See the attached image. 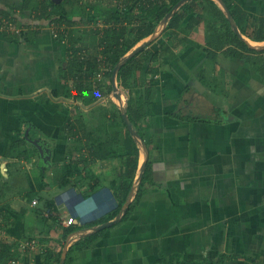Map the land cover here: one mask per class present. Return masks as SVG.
I'll list each match as a JSON object with an SVG mask.
<instances>
[{"label": "crops", "instance_id": "1", "mask_svg": "<svg viewBox=\"0 0 264 264\" xmlns=\"http://www.w3.org/2000/svg\"><path fill=\"white\" fill-rule=\"evenodd\" d=\"M28 1L0 0V13L13 12L26 27L23 36L0 29V207H7L9 218L17 222L24 219L23 232H19L20 223L14 227L17 237L21 233L34 235L42 222L49 226L44 219L47 207L39 205L45 196L55 202L62 225H69L65 217L70 212L89 226L111 210L112 202L115 205L120 183L114 184L111 173L112 160L121 156L97 158L102 166L99 171L89 169L92 173L83 172L84 162L75 160L80 161L79 172L68 184L60 182L74 136L68 124L79 119L73 118L76 107L70 102L80 101L65 94L69 41L55 37L48 25L40 27L38 34L32 33L36 29L25 13ZM39 1L30 4L34 7ZM214 1L224 11L219 0ZM234 2L249 14L243 29L238 30L249 42L263 47L264 40H254L252 34L264 17V0ZM205 5L198 10L204 20L192 30L186 29L190 14L179 28L164 32L151 45L155 51L161 43L174 46L179 41L162 59H146L139 72V85L143 86L135 87L142 91L150 87L143 103L146 115L139 127H134L143 133L140 136L149 150L150 170L141 186L143 193L126 220L120 218L98 241L80 249L81 254L75 250V264H154L160 259L157 264H264V51L238 49L241 54H236V27L231 22L230 27L214 24V9ZM207 8L211 15L206 14ZM94 12L89 8L85 13L89 17ZM116 21L96 24L92 20L83 26L75 20L69 29L73 42L86 45L80 53L100 51L92 43V35L97 31L103 36L104 29ZM160 26L162 23L157 30ZM85 30V39H81L78 31ZM151 64L157 70L150 68ZM121 90L127 101L130 91ZM74 137L87 143L92 140V136ZM37 138L52 144L49 164L46 153L41 158L33 142ZM37 156L50 170L42 182L37 177ZM52 169L55 178L51 180ZM5 171L12 174L11 179ZM70 186L87 202L82 206L80 200L78 207L67 212L59 198L62 194L54 199L50 194L55 188ZM28 191L37 192V204L25 194ZM73 221L77 225V219ZM1 224L0 220V229ZM91 228L87 235L94 232ZM53 229L52 237L63 236ZM58 237V247L50 248L51 264H55L59 245L64 242ZM36 244L44 245L40 240H22L19 246L31 252L36 251Z\"/></svg>", "mask_w": 264, "mask_h": 264}, {"label": "trees", "instance_id": "2", "mask_svg": "<svg viewBox=\"0 0 264 264\" xmlns=\"http://www.w3.org/2000/svg\"><path fill=\"white\" fill-rule=\"evenodd\" d=\"M75 0H51V2L47 3V0H40L37 5L34 7L31 6L32 0H29L26 4L25 8H30L31 11L37 12V20L36 23L39 25L40 21L49 18L58 23L60 26L63 24H71L75 23V20L69 19V10L68 5L71 4V7H74ZM135 0H126L127 4L131 6L132 2ZM138 5L141 9L139 14H135L132 8L128 12L127 16H123V12H118L117 10H107L106 12V21L113 22L114 19H118L117 23L120 22L119 26L117 24L111 25L108 29H104L103 36L101 37V42L105 45L103 51H96L91 54L80 52L84 49L86 45H81L78 41H74L75 39L72 38V31L69 28L60 31V37L64 40L65 37H69V46H68V67L66 74L64 76L66 81V96H78L81 97V93L84 90H91L93 92L95 87H101L100 80H94L97 77L98 73L101 71L102 65L105 63L107 65L106 68V76L109 79L108 84L106 85L109 87V90L112 91L113 88V73L116 65L119 63L120 59L129 51L133 49V47L142 41L143 39L153 35L157 31L158 25L166 18V16L172 12L175 7L182 1V0H136ZM226 6L230 9L234 20L236 21L237 26L240 29H243V26L247 23L249 18V14L244 10L240 5L234 2V0H223ZM47 3V4H46ZM49 4V5H48ZM205 4H209L214 9V16L211 21L214 24L216 23H223L230 25V20L228 19L226 13L218 6V4L214 0H187L185 3L179 8L176 13L170 19L166 29L160 34H162L169 29H176L179 28L188 15L191 14L190 19L187 22L186 29L192 30L195 26L201 23L204 20L203 15L198 10H202ZM205 9V8H204ZM7 12L8 15L13 16V12ZM5 14V13H4ZM116 15H120V17H115ZM41 28L36 31H32V33L38 34ZM257 32L252 34V39L254 40H264V17H261L257 22L256 29ZM31 33V32H30ZM158 36L157 39L160 37ZM20 37V36H18ZM78 39L80 37L78 36ZM82 39V38H81ZM66 40V39H65ZM183 40V39H182ZM181 40V42H182ZM157 41V40H155ZM153 41L147 47L142 48L138 53L131 56L117 72V79L120 88H126L130 91L126 94L129 96L127 97L126 101V111L128 114L129 119L131 120L133 126L139 127L138 122L144 118L146 115V111L143 109L145 94L149 92L150 87L146 88L144 91L142 89L136 90L135 87L143 86V83L139 85L140 81H142L139 72L143 71L145 66L146 59L151 56L152 62L157 61L158 59H162L163 56L169 54L173 51L175 47L179 45V41H177L174 46H171L167 42L161 43L159 48L153 51L151 45L155 42ZM236 44L235 52L236 54H241L238 49L241 50H249V51H264L263 49H258L249 44L244 39H241L239 34H236L234 39ZM98 46V45H97ZM88 47V46H87ZM86 47V48H87ZM89 48V47H88ZM91 50V49H90ZM233 51V49H232ZM83 52V51H82ZM234 52V53H235ZM106 58H103V56ZM101 56V57H100ZM105 65V66H106ZM150 68L156 69L151 64ZM157 70V69H156ZM157 72V71H154ZM154 80V79H153ZM150 81V80H149ZM145 82V81H144ZM101 85V86H100ZM134 92L137 93L138 96H135ZM127 96V95H126ZM120 115L123 116L122 111L119 110ZM68 131H70L74 136H81V137H90L92 136L91 131H89L84 123L82 117L77 119V121H70L68 124ZM140 135L141 131H138ZM123 136L117 135L115 133L117 141H122L120 148L118 147L117 151L114 148V141L113 143L109 140H104L99 142L98 147L93 152V157L95 159L102 157H123V164H124V172H123V179L119 183V190L115 192V205L114 207L106 213L100 220L89 224L90 227H94L97 225H101L102 223L108 222L114 218L121 212L125 202H127V198L129 196L130 191L132 190L134 180L137 176V172L139 169L140 163V146L135 138V136L130 131L128 124L125 120V129L123 132ZM113 136V135H112ZM143 137V135H142ZM23 140V139H22ZM15 143V144H19ZM113 144V145H112ZM71 148L69 150V157L71 156ZM125 157V158H124ZM80 169V161L75 162L73 160H68L63 166V171L61 174L60 182L62 185H66L71 181V177L74 176ZM150 170V162L149 160L146 163V168L143 173L142 180L138 185V189L136 191L135 198L132 202H130L128 208L125 210L122 218L119 221L126 220L130 214L132 213L133 209L135 208L136 203L140 200L141 195L143 193L141 186L143 184L144 178L149 175ZM151 173V172H150ZM2 174H0V178H2ZM116 181H114V184ZM32 200V199H31ZM34 200V199H33ZM5 209V208H4ZM6 212L7 207H6ZM2 211V210H1ZM15 212V211H14ZM12 212V213H14ZM47 218L46 223L50 226L56 227L57 231L60 232L65 238H67L71 233L80 229L78 225L73 223L69 225H62L59 217L60 212L54 201H50L47 203ZM11 214V213H10ZM119 221L114 222L111 225L106 226L100 230H95L93 233L84 236L75 244L70 246L68 250V254L66 257L65 264H73L75 263V258L73 257V253L75 250H79L81 254V250L90 244L94 243V241H98L97 239L101 234L108 229L109 227H113ZM88 226V227H89ZM14 229V228H13ZM31 237V236H30ZM29 237V238H30ZM28 238V239H29ZM18 239V237H17ZM19 241L16 243L2 241L0 239V264H13L12 261H15L17 264L18 260V253H20L21 249L18 248ZM65 242L63 243V245ZM28 249V245L25 246ZM63 250H61L62 252ZM61 252L56 258L57 264H60ZM78 252V251H77ZM33 253V252H32ZM160 260H156L157 264ZM257 264V263H255Z\"/></svg>", "mask_w": 264, "mask_h": 264}, {"label": "rangeland", "instance_id": "3", "mask_svg": "<svg viewBox=\"0 0 264 264\" xmlns=\"http://www.w3.org/2000/svg\"><path fill=\"white\" fill-rule=\"evenodd\" d=\"M49 2H51V0H47ZM76 4H74V7H71V4L68 5V10H69V19L73 20H77L79 22V24H82L83 26L86 25L87 22H91L92 20L95 21L96 24L104 22V20L106 19V12L107 10H117L118 12H123V16H127L128 12L130 11V9L132 8V10H134V13L139 14L140 13V7L138 5V2L135 0L132 2L131 6L129 4H127L126 0H75L74 1ZM46 3V4H47ZM49 5V4H48ZM89 8H92L95 10L94 13H90L89 17L88 14L86 15L85 12H88ZM88 9V10H87ZM209 8L206 9V14H210L209 12ZM25 12V11H24ZM31 10H26V15L27 17H29V22L31 23L32 21L34 22L35 17L31 14ZM213 14V13H212ZM115 17H120V15H116ZM122 17V16H121ZM120 17V18H121ZM207 17V15H206ZM114 20H118V19H114ZM53 24V23H52ZM58 24V23H57ZM50 26L51 22L49 19H43L42 23H41V28H43L44 26ZM69 24H63L62 27L64 28H69L68 26ZM161 25V23L159 24ZM52 26V25H51ZM161 28V26L158 28V30ZM50 33V30H47ZM46 31V32H47ZM87 33V30L85 31H78L79 36L82 39H85V34ZM51 34V33H50ZM24 35V32L21 36ZM95 35V36H93ZM92 35V43H95L96 45H98V47L100 48V51H103L102 48H105V45L101 42V37H102V33L101 32H94V34ZM94 38L96 41H94ZM65 41H69V37H65ZM157 39V38H156ZM156 39H154L153 41H155ZM143 42V41H142ZM252 44H258V43H254L251 41ZM138 46V45H137ZM260 46V45H258ZM92 51V50H91ZM104 58V55H101ZM100 56V57H101ZM104 63L102 65L101 71L98 73L97 77L94 78V80H100V85L101 87H95V90L93 92H91V90H84L81 93V97H78L76 95H74V99L75 101H80V103L75 104V102L72 101L70 102L71 104H73L76 108H73V113L72 116L73 118L75 117H82L85 123V126L87 129H89L92 133V140L87 143V141H85L84 139H80L77 137H74L71 139L70 142V146H71V156L68 157V160H80L84 162V170L83 172H90V170L92 171H99V168H101L102 164L100 162V160L95 159L92 157V153L91 151H95V149L98 147V143L102 142L104 140H109L110 142L113 143L114 141V148L117 151L118 147L120 148V145L122 144V141L120 140L119 142L116 139V136L114 135L115 133H117V135L123 134L124 129H125V117L124 115H120L119 112V107L117 105V102L119 103V101L121 103L119 104H123V94L121 91H118V89L112 90V92L108 89L109 87H107L106 85L109 82L108 77L106 76V68L107 65ZM114 86V85H113ZM119 87V86H118ZM123 98H120V97ZM73 99V100H74ZM79 106V108H78ZM78 109V110H77ZM125 118V119H124ZM109 119V120H108ZM113 135V136H112ZM34 144L37 146V148H39L40 152H41V158H43V156H45L46 153V162H48V164L50 163V157L52 156V147L49 143V141L47 142L46 139H39L37 138V140H33ZM113 145V144H112ZM54 147V146H53ZM78 148V149H77ZM91 153V154H90ZM37 155H39L38 151L36 153ZM39 157V156H37ZM145 157V153H144V149L141 148V156H140V164H142L143 160ZM41 158L39 157L40 161L39 163H41V165L38 163L39 166V175L37 177L40 178V181L42 182L43 180H45L47 178V173H50V170H48V166H44L42 165V161ZM91 158V159H90ZM113 159V158H111ZM113 161V166H114V170L111 173V177L114 178V180L116 182H120L123 177H122V173L124 172V164H123V157L118 158V159H114ZM45 162V160H44ZM33 164V163H32ZM52 168V166H50ZM95 167V168H94ZM90 169V170H89ZM53 170L52 169V173L50 175V179H54L55 175L53 174ZM92 171L90 173H92ZM6 175L11 179V175L9 174L8 171H5ZM10 175V176H9ZM51 181H48V185H50L51 183H49ZM48 192V191H47ZM50 192V191H49ZM25 194H27V196L30 198V200L36 198L34 196H37V192H26ZM23 194V195H25ZM57 194H62L59 196L61 202L64 203V206L68 209V211H71V208H74L75 206L78 207V202L81 200L80 204L84 201L83 196L80 195V193H73V189L72 186L68 187V189H63V188H55L53 193L51 192L50 196L54 199V196ZM43 198V197H42ZM134 198V196L131 198V200ZM44 200H42L39 205H41L42 207H47V203L50 202V198L48 197H44ZM28 202V201H27ZM112 202V201H111ZM80 206V205H79ZM111 207L113 208V202L111 204ZM111 208V209H112ZM4 208L0 207V212H2L1 210H3ZM45 209V208H44ZM10 213L6 212L3 210L2 213H0V220H1V229H0V235H2V240L7 239L9 242L11 243H16V242H20L19 244H21L22 240H30V241H34V243H38V240L41 241L42 245H38L36 244V248L34 250L36 251H29L27 252L26 250H22L20 251V253H18V260H17V264H41V258H43L44 262L43 264H51L50 259L51 256L49 255L51 249L55 250L56 247H58V245H56L55 243L58 242L56 237H52V235H54V229L52 226H47L45 223H40L37 226L36 229V233H34V235H32L30 238V235H27L25 233H21V235L18 237L16 236V231L14 230L16 224L20 223L21 228H19V232H23L24 231V219L21 222H17L16 218H9L10 217ZM1 216L3 218H1ZM67 218L66 220L68 221V224L70 223H76L73 221L74 218L77 219V225H79L80 229H78L77 234H79V236L76 238V236H74L71 240H70V246H72L73 244H75V242H77L78 240H80V238H83L85 235L88 234V230L90 227L84 225V221L81 219V217L78 216H74L72 213L68 212V215L65 217ZM65 218H62V220L64 221ZM59 220H61L59 218ZM82 226V227H81ZM50 227V228H49ZM14 228V229H13ZM23 228V230H22ZM52 228V230H51ZM40 232V233H39ZM48 232V234L46 236L48 237H43L44 234H46ZM51 234V235H50ZM76 235V234H75ZM29 238V239H28ZM56 238V240L54 239ZM64 239V242L66 244L67 242V238H65L64 236L62 237H58V239ZM63 241H61V244L59 245V248L61 250L64 249L65 244ZM69 246V249H70ZM55 247V248H54ZM51 248V249H50ZM59 249V250H60ZM34 252V253H32ZM37 256L36 258V255ZM73 257L76 259V257H78V252H74L73 253ZM76 263V262H75ZM74 263V264H75ZM55 264H57V262L55 261Z\"/></svg>", "mask_w": 264, "mask_h": 264}, {"label": "water", "instance_id": "4", "mask_svg": "<svg viewBox=\"0 0 264 264\" xmlns=\"http://www.w3.org/2000/svg\"><path fill=\"white\" fill-rule=\"evenodd\" d=\"M185 1L187 0H182L176 7L175 9L170 12L166 18L163 20L162 23V26L159 30H157L153 35L149 36L148 39L144 40L143 42H141L138 46L135 47L134 50L132 51H129L127 53V55L123 56L119 63L116 65L115 69H114V73H113V85H114V88L115 90L118 89V91H122L120 86H119V83H118V79H117V72L119 70V68L121 67V65H123L131 56L135 55L136 53H138L142 48L144 47H147L148 45H150L154 39H156L158 36H160V34L166 29L170 19L172 18V16L176 13V11L181 8V6L185 3ZM219 2L222 4L223 8H224V12L226 13L228 19L230 20V22L236 27L237 31H238V34L240 36L241 39H244L246 40L247 42L248 39L245 38L241 33L240 31L238 30V26L236 24V21L234 20L233 16H232V13L230 11V9L226 6L225 2L223 0H219ZM249 44L255 48H258V49H263V47H258L257 45H254L252 44L251 42H249ZM119 86V87H118ZM121 110H122V113L124 115V118L128 124V127L130 129V131L132 132V134L135 136L137 142L139 140L140 143L139 146L140 148H143L144 149V153H145V157H144V160L142 162V164L139 165V169H138V172H137V176L134 180V184H133V187H132V190L129 194V197H128V200L126 202V204L123 206V209L121 210V212L117 215V217L113 220H110L100 226H95L93 228H91L92 231H95V230H100L102 228H105L106 226L108 225H111L113 224L114 222L118 221L120 218H122L125 210L128 208L130 202H132L135 198V195H136V191L138 189V185L140 184L141 180H142V177H143V173H144V170L146 168V163L148 161V155H149V150H148V146L146 145L144 139H142V137L140 136V134L134 129V126L131 122V120L129 119L128 117V114H127V111H126V99H124V102L121 106ZM134 196V198L131 200V198ZM78 231V230H77ZM77 231L71 233L69 236H68V239H67V242L65 244V247L63 249V252H62V256H61V263L60 264H65V261H66V257H67V254H68V250H69V246H70V240L76 236V238L79 236V234H77ZM76 234V235H75Z\"/></svg>", "mask_w": 264, "mask_h": 264}, {"label": "built area", "instance_id": "5", "mask_svg": "<svg viewBox=\"0 0 264 264\" xmlns=\"http://www.w3.org/2000/svg\"><path fill=\"white\" fill-rule=\"evenodd\" d=\"M154 1H155V0H154ZM31 14L35 17L34 22L32 21V22H31V25H32L35 29L40 28V27H41L42 20L39 22L40 24L37 25V23H36V21H38V20H37V17H36L37 12H35V11L33 12V11H32ZM18 19H19L18 17L12 16V15H8V14L0 13V29L6 31V32H8V33H11V34L13 33V34L20 35V36L23 34V32H24V34H25V31H26L25 29H26V27L23 26L21 23H19ZM35 20H36V21H35ZM49 20H50L51 25H52V26L50 25V29H51L53 35H54L55 37H58L59 39L63 40V39L60 37V31H63L65 28L62 27V26H60L59 24H57V23H56L55 21H53L52 19H49ZM52 23H53V24H52ZM119 23H120V22L117 23V21H116V24H117V25H118ZM112 25H115V24L112 23ZM64 40H65V39H64ZM85 202H86V200L84 199V201L81 203V205L83 204L82 206H84ZM37 203H38V199H34V200H33V204H37ZM23 245H24V247L27 246L26 243H24ZM12 263L15 264V261H12Z\"/></svg>", "mask_w": 264, "mask_h": 264}, {"label": "clouds", "instance_id": "6", "mask_svg": "<svg viewBox=\"0 0 264 264\" xmlns=\"http://www.w3.org/2000/svg\"><path fill=\"white\" fill-rule=\"evenodd\" d=\"M47 19V18H46ZM49 19V18H48ZM86 200V199H85ZM86 202H87V200H86Z\"/></svg>", "mask_w": 264, "mask_h": 264}, {"label": "bare ground", "instance_id": "7", "mask_svg": "<svg viewBox=\"0 0 264 264\" xmlns=\"http://www.w3.org/2000/svg\"><path fill=\"white\" fill-rule=\"evenodd\" d=\"M120 98H123L122 96Z\"/></svg>", "mask_w": 264, "mask_h": 264}]
</instances>
